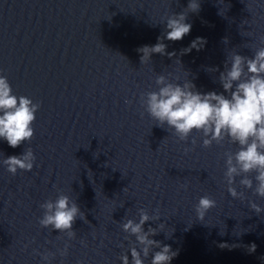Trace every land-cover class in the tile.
Here are the masks:
<instances>
[{"label":"water","instance_id":"1","mask_svg":"<svg viewBox=\"0 0 264 264\" xmlns=\"http://www.w3.org/2000/svg\"><path fill=\"white\" fill-rule=\"evenodd\" d=\"M188 3L0 0V75L13 95L40 104L30 141L12 148L0 139V264H122L125 254L131 264L130 248L142 246L122 224L138 222L140 209L151 218L145 231L157 232L150 239L177 253L170 264H264V211L250 207L264 209V198L240 185L242 177L233 187L243 199L227 191L224 154L238 146L226 138L205 148L196 131L181 141L142 103L158 90V75L227 95L219 81L226 59L251 58L264 47V0H199L196 13ZM181 12L190 33L163 40L175 55L153 53L141 63L138 49L155 45L167 19ZM197 37L204 47L184 52ZM27 149L33 169L12 175L3 159ZM60 194L83 213L72 239L39 224L40 205ZM205 195L216 206L201 221L195 208ZM159 250L142 257L144 264Z\"/></svg>","mask_w":264,"mask_h":264},{"label":"clouds","instance_id":"2","mask_svg":"<svg viewBox=\"0 0 264 264\" xmlns=\"http://www.w3.org/2000/svg\"><path fill=\"white\" fill-rule=\"evenodd\" d=\"M187 9L196 13L200 10L199 0H189ZM187 15L184 12L173 14L167 19L166 35L159 37L153 46H143L138 49L142 53L141 63L151 59L153 53L168 55L164 39L179 41L189 34L192 28L186 23ZM204 38L197 37L184 52L193 48L201 50L206 44ZM227 42V38L224 39ZM264 44V39L261 40ZM214 71H219L213 68ZM219 81L224 93L215 91L201 93L196 86L186 80L183 84L170 82L165 75H158L155 83L157 91L142 96V103L148 115L158 122L157 126L166 125V129H173L174 134L181 141H187L193 131L199 132L203 137V147H210L213 142L221 144L226 138L238 146L235 153L226 152L224 173L231 197L243 199L244 193L233 187L236 177H242L240 185L253 189L254 194L264 198V47H259L253 57L237 53L227 58L224 71L219 74ZM39 103H34L26 96H15L7 78L0 75V139L6 140L12 148L19 147L23 142L30 141L34 135L31 127L36 119ZM163 128V127H162ZM191 143L195 145L196 139ZM189 151V149H185ZM35 156L31 149L25 150L21 155H12L3 159L2 163L7 171L15 175L18 170L31 171ZM255 173L254 179L250 178ZM255 181V187L253 184ZM186 188L187 185H181ZM216 206V201L205 195L199 198L195 211L197 218L203 220L205 214ZM44 210L39 224L43 228L51 227L60 233H66L69 239L75 237L73 225L83 213L75 201L69 196L60 194L53 200H47L40 205ZM251 209L260 214L264 209L254 202H250ZM150 216L144 209L139 210V221L127 219L122 224V230L142 247L130 248L131 264H144L142 257H148L152 248H159L154 252L151 264H170L177 255L169 245H161L159 241L150 239L157 234L151 226L145 231L144 225L150 221ZM255 244L249 246L251 252L255 251ZM67 253V246L62 254ZM44 261L49 260L48 254H41ZM122 264H130L129 255L120 257Z\"/></svg>","mask_w":264,"mask_h":264}]
</instances>
